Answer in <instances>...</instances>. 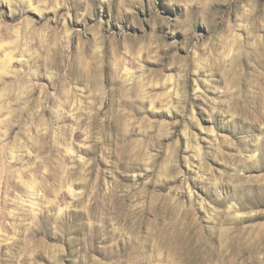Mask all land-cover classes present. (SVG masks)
Segmentation results:
<instances>
[{
  "label": "rangeland",
  "instance_id": "1",
  "mask_svg": "<svg viewBox=\"0 0 264 264\" xmlns=\"http://www.w3.org/2000/svg\"><path fill=\"white\" fill-rule=\"evenodd\" d=\"M0 264H264V0H0Z\"/></svg>",
  "mask_w": 264,
  "mask_h": 264
}]
</instances>
